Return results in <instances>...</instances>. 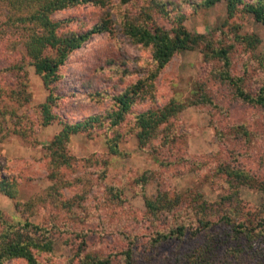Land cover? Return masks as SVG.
Instances as JSON below:
<instances>
[{
    "label": "rangeland",
    "instance_id": "rangeland-1",
    "mask_svg": "<svg viewBox=\"0 0 264 264\" xmlns=\"http://www.w3.org/2000/svg\"><path fill=\"white\" fill-rule=\"evenodd\" d=\"M173 1L179 6L182 25L191 33L208 35L224 45L234 44L237 34L257 37L259 43L253 49L235 46L230 72L242 77L243 88L252 94L264 88L263 24L243 13L228 18L223 1L210 8L199 6L202 0ZM141 5L142 2L121 4L120 0H110L104 10L80 5L52 16L55 21L70 17L80 20L69 25V30L79 31L93 26L108 11L111 31L92 36L59 67V79L52 85L53 96L58 97L51 109L56 119L48 125H42L39 106L49 91L33 68L25 66L29 101L17 114L26 119L18 124L17 118L8 117L0 133V176L15 183L17 192L14 200L0 193V213L9 221L25 219L48 230L54 240L53 249L39 256V260L65 263L81 250L79 244L85 237V249L98 255L119 253L133 239L135 264H182L177 259L194 240L188 236L182 241L172 238L153 247V236L166 233L173 219L171 215L150 218L145 199L154 198L162 188L174 194L194 191L209 203L218 202L228 192L221 177L214 173L218 166L239 168L254 176L256 185L240 187V199L254 207L264 202V109L238 100L227 84L212 78L201 80L202 54L195 49L173 56L159 74L154 105L161 107L171 98L188 100L196 83L202 82L212 104L184 109L171 121L172 143L157 151L153 148L159 141L146 152L129 135L119 143L122 155L115 157L108 152L102 130L70 136L66 150L72 158L71 165L61 169L59 176L65 185L59 190L62 198L55 199L74 202L66 208L55 206L48 191L54 181L49 179L47 170V146L60 131L61 122L75 124L107 112L112 107L111 96L144 76L152 65L151 49L133 43L122 32L124 18L138 16ZM175 14L167 18L155 14L154 19L170 30L177 25ZM20 59V52L6 51L0 40V68ZM20 83L11 71L0 73L4 91H8L5 86L14 84L20 88ZM151 104L137 105L133 111H144ZM19 127L26 132L25 137L16 133ZM144 172L153 177L142 183ZM113 188L120 194L115 203L110 201L108 192ZM28 201L34 205L31 213L16 210L15 203ZM254 262L264 264L263 259ZM3 264L25 262L13 259ZM231 264L248 263L238 259Z\"/></svg>",
    "mask_w": 264,
    "mask_h": 264
},
{
    "label": "trees",
    "instance_id": "trees-1",
    "mask_svg": "<svg viewBox=\"0 0 264 264\" xmlns=\"http://www.w3.org/2000/svg\"><path fill=\"white\" fill-rule=\"evenodd\" d=\"M221 1L225 3L228 18L243 13L264 25V0H202L199 6L210 8ZM133 2H142L140 12L138 16L124 18L122 32L133 43L151 49L152 65L145 70L144 76L111 96L112 107L107 112L75 124L61 122L60 131L47 146V170L49 179L54 181L48 191L56 207L66 208L74 202L60 200L62 196L59 194L65 185L59 176L61 169L71 165L72 158L66 150L70 136L102 130L108 152L115 157L122 155L119 143L129 135H133L139 147L146 152L159 141L153 148L157 151V148H167L172 143L171 121L184 109L198 104H212L202 82L196 83L192 98L188 100L171 98L161 107L154 105L156 79L176 54L199 49L202 54L201 80L212 78L227 84L233 88L238 100L264 109V88L252 94L243 88V78L230 72L235 46L253 49L259 43L257 37L237 34L234 44L224 45L208 35L187 31L182 25L179 6L173 0H120L121 4ZM109 3L110 0H0V40L4 42L6 51L21 53L18 63L0 68V73L11 71L21 81L20 88L16 84L5 86L7 92L0 86V133L8 117L17 118L18 124L26 119L25 115L17 114L29 101L25 66L33 68L49 91L45 102L39 106L42 125H48L56 119L51 109L58 97L53 96L52 85L59 79V67L92 36L111 31L108 11H104L102 18L93 26L79 31L69 30V25L80 20L70 17L55 21L52 16L80 5L104 10ZM174 12L177 25L170 30L159 26L154 19L155 14L167 18ZM147 102L152 103L148 109L134 113L133 107ZM16 133L22 137L27 135L21 127ZM150 154L155 155V152ZM214 173L216 177H221L228 191L218 202L209 203L194 191L174 194L162 188L158 189L154 198L145 199L146 213L150 218L171 215L173 219V225L166 233L157 232L153 236L151 245L155 247L172 238L179 241L187 239V236L192 238L193 245L182 254V258L177 259L182 264H231L238 259L241 263L252 264L264 260V202L254 207L243 202L239 195L240 187L253 188L256 179L248 172L231 166H218ZM151 177L150 173L144 172L140 180L147 182ZM15 186L11 180L0 176V193L10 200L16 198ZM113 189L108 192L110 201L115 203L120 194ZM56 196L60 199H55ZM14 206L22 214L31 213L34 208L32 201L15 203ZM199 236L202 239L199 240ZM52 239L46 228L25 219L12 222L0 213V264L13 259L23 260L25 264H54L39 260V256L52 251ZM132 241L130 239L128 247L119 253L98 255L85 249L83 237L79 244L81 250L63 264H135Z\"/></svg>",
    "mask_w": 264,
    "mask_h": 264
}]
</instances>
